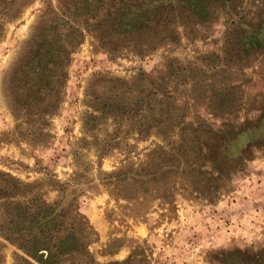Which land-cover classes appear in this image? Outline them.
I'll use <instances>...</instances> for the list:
<instances>
[{"label":"rangeland","instance_id":"obj_1","mask_svg":"<svg viewBox=\"0 0 264 264\" xmlns=\"http://www.w3.org/2000/svg\"><path fill=\"white\" fill-rule=\"evenodd\" d=\"M126 1L0 0V264H264V0Z\"/></svg>","mask_w":264,"mask_h":264},{"label":"trees","instance_id":"obj_2","mask_svg":"<svg viewBox=\"0 0 264 264\" xmlns=\"http://www.w3.org/2000/svg\"><path fill=\"white\" fill-rule=\"evenodd\" d=\"M88 0H76V5ZM230 0H127L122 3L113 15L106 19L109 24L106 31L111 35L138 34L144 29L153 32L154 42L160 43L172 37L174 26L182 24L194 27L211 20L218 3L226 4ZM76 9L79 10V7ZM78 28V27H76ZM78 35L81 32L76 29ZM149 40L150 43L153 42ZM43 216L37 223L45 222Z\"/></svg>","mask_w":264,"mask_h":264}]
</instances>
